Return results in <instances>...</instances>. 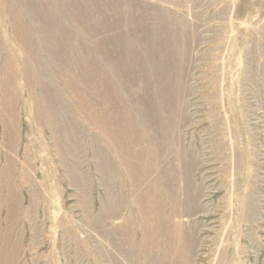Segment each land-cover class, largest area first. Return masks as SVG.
Segmentation results:
<instances>
[{"label": "rangeland", "instance_id": "rangeland-1", "mask_svg": "<svg viewBox=\"0 0 264 264\" xmlns=\"http://www.w3.org/2000/svg\"><path fill=\"white\" fill-rule=\"evenodd\" d=\"M0 264H264V0H0Z\"/></svg>", "mask_w": 264, "mask_h": 264}, {"label": "crops", "instance_id": "crops-1", "mask_svg": "<svg viewBox=\"0 0 264 264\" xmlns=\"http://www.w3.org/2000/svg\"><path fill=\"white\" fill-rule=\"evenodd\" d=\"M157 190V189H156ZM157 193V191H156ZM159 206H157L158 208ZM160 208V207H159ZM154 230L152 229V235H153V242L155 243L154 246V256H158V255H164V257L167 258V255H165L166 253L163 254V252H165V247L163 248V246H161L160 244L163 243V238L170 236V218H162L161 220L158 221H154ZM162 238V239H161ZM163 251L162 253L160 252V254L158 253V251ZM152 255V256H153Z\"/></svg>", "mask_w": 264, "mask_h": 264}]
</instances>
